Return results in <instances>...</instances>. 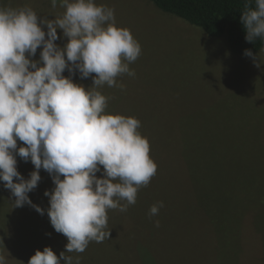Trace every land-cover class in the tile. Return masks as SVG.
Instances as JSON below:
<instances>
[{"label":"rangeland","instance_id":"rangeland-1","mask_svg":"<svg viewBox=\"0 0 264 264\" xmlns=\"http://www.w3.org/2000/svg\"><path fill=\"white\" fill-rule=\"evenodd\" d=\"M95 2L114 9L116 25L128 28L142 49L138 59L129 64L135 76L123 74L116 78L123 89L107 84L97 89L109 97V104L112 100L113 108L110 104L106 112L138 119V131L149 141L150 157L157 164V172L148 186L138 190L137 200L149 203L157 196L162 201V142L180 144L178 140L166 142L176 138L167 137L180 131L183 123H189L195 141V159L191 164L200 163L192 172L193 178L211 182L226 178L241 188L228 194L220 193L215 184L211 186L207 202L213 209L225 206L231 198L237 199L238 205L231 208L230 217L222 225L219 248L209 242L210 264H216V258L219 260V250V264H264V203L259 206L245 200L258 180H264L257 169L258 163L264 167V48L252 57L236 54L226 36H210L201 27L162 11L150 0ZM24 5L30 6L39 19L53 20L65 11L59 4L53 9L51 0H0V7ZM44 30L47 32L46 26ZM57 35L59 39L54 43L63 47L68 38L61 29H57ZM41 51L42 46L31 59L39 60ZM63 75L70 74L65 70ZM93 76L82 79L77 72L72 79L87 90L93 86ZM18 146L22 142L18 141ZM203 157L206 160L200 162ZM17 170L28 179L35 168L30 160L25 162L17 156ZM39 174L41 180L28 196L32 205L44 209L43 215L27 203L15 207L16 198L0 182V253L5 255L7 264H24L37 250L43 251L47 242L58 257L66 252L67 238L54 230L47 215L50 203L44 193L51 192L55 184L43 168ZM96 175L100 177L102 173ZM261 188L264 191V186ZM140 206L130 205L126 212L108 210L109 238L88 245L97 252L95 262L104 264L101 258L105 255L117 258L118 264H130L140 256L139 247L143 244L151 249L144 250L152 259L147 264H184L187 258L182 252H162V236L168 240L178 238L182 227L171 222L164 224V228L162 208L158 217H150L146 208L151 205ZM187 210L175 200V219ZM135 211L145 214L140 226H133L136 223L131 219H140L131 215ZM156 220L159 227L155 226ZM195 229L197 240L190 245L192 251L187 260L204 264V244L200 241L203 231L201 234L199 224ZM247 229L253 230V239L246 235ZM165 230L166 235L162 234ZM193 237L191 234L185 238L187 244V239ZM82 254L66 253L74 259Z\"/></svg>","mask_w":264,"mask_h":264},{"label":"clouds","instance_id":"clouds-1","mask_svg":"<svg viewBox=\"0 0 264 264\" xmlns=\"http://www.w3.org/2000/svg\"><path fill=\"white\" fill-rule=\"evenodd\" d=\"M252 3L246 0L241 17L248 42L264 38V0H254L255 8ZM58 4L65 11L53 20L39 19L27 5L0 7V182L16 198L15 207L32 205L28 193L38 186L40 169L47 171L55 184L44 193L47 215L68 240L59 257L45 247L28 264H80L66 253H83L90 242L109 238L108 210L126 212L157 172L149 141L138 131L141 122L107 113L109 97L97 90L105 84L123 89L116 78L135 76L129 64L141 55L140 43L116 25L111 7L51 0L53 9ZM57 29L68 38L63 47L54 43ZM41 46L39 60L31 59ZM244 54L253 56L250 50ZM77 72L82 79L95 74L93 86L74 83ZM17 156L34 165L30 178L17 170ZM162 207V201L153 204L149 216ZM0 264H7L3 253Z\"/></svg>","mask_w":264,"mask_h":264},{"label":"trees","instance_id":"trees-1","mask_svg":"<svg viewBox=\"0 0 264 264\" xmlns=\"http://www.w3.org/2000/svg\"><path fill=\"white\" fill-rule=\"evenodd\" d=\"M162 11L173 14L178 18L183 19L187 23L201 27L207 34L213 37L226 36L228 44L233 52L241 56H246L245 50H250L253 56L264 48V38H257L254 42H248L245 39L246 30L242 23L241 17L243 11H245L246 0H150ZM255 8V3L250 5ZM188 24V25H189ZM248 57V56H247ZM111 107L112 100H110ZM108 103V106H110ZM110 112L109 114H112ZM167 138H172L167 141L178 140L180 144H166L162 142V202L164 207H162V227L166 228L164 224L168 225L171 222L177 223L182 227V231L178 238L175 236L171 240L162 236L163 246L162 252L177 253L182 252L187 259L190 258L192 247L191 244L194 243L197 236V231L195 225L199 224L201 228V234L203 231V237L200 241L204 244L202 247L204 264H210V243H214L216 248L218 246L219 238L221 233L224 231L222 225L230 217L231 208L238 205L237 199H227L228 203L226 205H221L217 208H212L207 202L211 186L216 185V189L221 193H233L241 191L238 183L229 182L228 179L218 180L215 182L198 180L196 181L193 176V170H196L199 166L192 165L191 162L195 159L193 156V151L195 147L194 133L190 127L189 123H183L179 129ZM193 144V148H192ZM206 160L203 157L201 161ZM258 170L264 177V167L261 163H258ZM155 185V181L152 182ZM261 186H264V180H258L254 189L251 190L246 195V203L258 204L262 206L264 203V191ZM178 199L180 204L187 207V213L182 211L180 218L175 219V200ZM161 202L157 196H153L152 202H144L142 200H137L136 205L141 208L140 204L153 205ZM144 206V205H142ZM146 208V214L149 215L150 207ZM161 211V208L159 209ZM158 215L153 217H158ZM132 216L138 215L139 220H134L136 225L140 226L142 224V219L145 214L137 213L136 211L131 214ZM130 224L132 225V221ZM140 222V223H138ZM248 237H254L253 230H245ZM162 234L166 235L167 230L162 231ZM193 234V238H185ZM210 242V243H209ZM45 247H51L52 244L48 242L45 243ZM93 249V250H92ZM144 250H151L148 246L141 244L139 247L140 256L135 258V260L130 264H147L148 260H151V255L149 256ZM106 251V250H105ZM93 247H88L82 254L80 258V264H91L95 262ZM94 258V259H93ZM184 260V264H200L199 261L194 260L190 262L189 260ZM104 264H118V260L112 256H103L101 258ZM75 261V259H74ZM131 262V261H130ZM101 264L100 262H95ZM220 263V250H219V260L216 258V264ZM24 264H28L25 261ZM64 264V262L62 263ZM163 264V263H162Z\"/></svg>","mask_w":264,"mask_h":264}]
</instances>
